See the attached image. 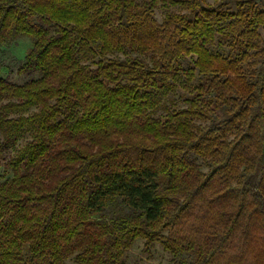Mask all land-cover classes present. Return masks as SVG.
<instances>
[{
  "label": "trees",
  "instance_id": "obj_1",
  "mask_svg": "<svg viewBox=\"0 0 264 264\" xmlns=\"http://www.w3.org/2000/svg\"><path fill=\"white\" fill-rule=\"evenodd\" d=\"M159 1L182 11L0 0V46L29 37L17 72L39 75L0 77V165L28 136L0 180V264H124L137 239L175 264H264L263 0Z\"/></svg>",
  "mask_w": 264,
  "mask_h": 264
},
{
  "label": "rangeland",
  "instance_id": "obj_2",
  "mask_svg": "<svg viewBox=\"0 0 264 264\" xmlns=\"http://www.w3.org/2000/svg\"><path fill=\"white\" fill-rule=\"evenodd\" d=\"M206 3L212 4L214 7H220L223 10L235 11L234 0H205ZM259 2L260 0H255ZM264 7V0L262 2ZM181 12L182 10L177 6H168L158 0L155 8V18L161 21L166 11ZM260 33L264 36V30L260 29ZM32 45V40L29 37H18L9 46H0V77L16 84H21L33 78H37V73L19 74L17 72L18 67L23 63L24 57L27 51ZM195 57L188 58V61H194ZM185 67V66H184ZM190 82L186 86L182 83L177 87L175 92H172L166 96L158 109L154 113V117L164 118L165 114L174 109H178L186 106L185 98L189 95ZM28 139V136L20 138L14 149L22 147L24 142ZM13 148L8 149L3 154V160L0 165V180L10 175V172L6 169V162L9 157L13 156L15 150ZM201 163L200 160H198ZM203 170L204 166L201 167ZM64 264H77L73 257H69ZM124 264H175L171 256L165 252L159 243H154L149 251L144 249V240L137 239L131 248L126 251L124 255Z\"/></svg>",
  "mask_w": 264,
  "mask_h": 264
}]
</instances>
